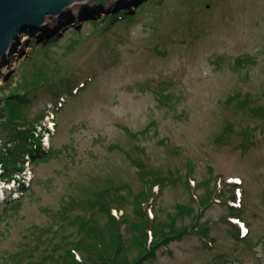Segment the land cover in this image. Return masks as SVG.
<instances>
[{
	"label": "rangeland",
	"instance_id": "374dc122",
	"mask_svg": "<svg viewBox=\"0 0 264 264\" xmlns=\"http://www.w3.org/2000/svg\"><path fill=\"white\" fill-rule=\"evenodd\" d=\"M77 12L21 34L0 67L2 162L35 149L13 137L15 123L56 124L42 141L49 152L30 158V186L0 193V264H66L73 247L101 264L89 247L115 232L107 209L123 217L130 243L150 190L143 207L155 235L197 216L203 230L142 264H264V0H90ZM6 99L22 121L1 111ZM3 171V180L18 173ZM233 213L244 238L226 219Z\"/></svg>",
	"mask_w": 264,
	"mask_h": 264
},
{
	"label": "trees",
	"instance_id": "16d2710c",
	"mask_svg": "<svg viewBox=\"0 0 264 264\" xmlns=\"http://www.w3.org/2000/svg\"><path fill=\"white\" fill-rule=\"evenodd\" d=\"M6 102L8 103V105H6L5 108L3 106L1 111L10 110L11 122H14V121L16 122L19 120L22 121V119L19 118L18 114H17L19 112V111H17V107H16L17 101L15 100V101L9 102V99H6ZM13 127H14L13 129L15 132L13 134V137L16 140L23 142L24 147L32 144V142H36L35 143L36 144L35 149L29 150L26 155H29V157H31L33 159L38 154H43V155L46 154L45 151L41 148L40 140L42 138V135L36 133V131H35L36 127L33 126V127L25 128L23 125H19L17 123H15ZM12 149L17 151L18 147L17 146H10V149H8V150H12ZM7 156H5V154H4V156L2 155V159H0V162L3 164L2 167H3L4 172L8 171L9 169H14L17 171H21L23 169L24 164L26 162L25 158L23 159V161L21 163H18L17 161H15V162H11L10 166H9L8 164H4V162L7 159ZM2 160L4 162H2ZM2 177L6 178L7 175H3ZM158 182H160V181L156 180L153 183V185L155 183H158ZM151 195H153L152 190H150L149 192H146L143 195V197L140 196L137 200V206H138L137 209L145 215V219L147 220V222L144 224V226H142V224L137 223V226L139 228L142 227L143 232H142V234H140L137 231L133 235V239H132V241H130V243H126L123 240L122 225L124 224V220L119 219L118 217L113 215V213L111 212V207H109L107 209L108 216L110 218L111 223H113L112 225L114 226L115 232L111 235V239L107 243H104L101 240L96 239L97 247H96V245H93L92 248L89 247L90 252L92 254L96 255L97 258L102 261L101 264H142L143 259L147 256L153 255V253L156 251V248L158 246L163 245L165 247H168V245L171 241L181 240L183 235H186V232L188 229L192 230L195 228L196 231L201 233V231L203 230V227H202V225L198 224L199 217L197 216L195 218L194 224H192L191 228H188V226L178 228L174 223L175 220L173 219L172 225L170 226L171 229L169 230V232H165V231L163 232L162 231L159 235H155V233L151 229V225H148L149 222L150 221L152 222L153 220L150 219V216L148 215L147 211L143 207V204L146 202L145 200H149V197ZM232 195H234V194H232ZM233 198H234V196H233ZM203 201H205V199L204 200L202 199L201 202H203ZM180 209L182 210V206H180ZM172 217L174 218V216H172ZM175 219H176V217H175ZM133 228L136 230V225H134ZM149 231H151V234H152L151 240L149 239ZM155 232L158 234L160 231H155ZM158 239H161V243L158 242ZM153 241H155V242H153ZM148 243H150L149 246H148ZM133 245H135V246L138 245V247L141 248L142 251L137 256V258L130 260L128 258V256L126 255V251L131 249V247ZM75 251H76L75 247L70 248L68 250L67 255L64 258V262L66 264H85L84 262H86V260L85 259H82V260L78 259L75 255Z\"/></svg>",
	"mask_w": 264,
	"mask_h": 264
},
{
	"label": "water",
	"instance_id": "95a60500",
	"mask_svg": "<svg viewBox=\"0 0 264 264\" xmlns=\"http://www.w3.org/2000/svg\"><path fill=\"white\" fill-rule=\"evenodd\" d=\"M74 0H0V67L7 64V51H13L21 31L30 35L36 34L37 26L43 23L46 15L62 13L65 6ZM28 28V29H27ZM58 29L51 31L56 34Z\"/></svg>",
	"mask_w": 264,
	"mask_h": 264
},
{
	"label": "bare ground",
	"instance_id": "6f19581e",
	"mask_svg": "<svg viewBox=\"0 0 264 264\" xmlns=\"http://www.w3.org/2000/svg\"><path fill=\"white\" fill-rule=\"evenodd\" d=\"M90 0H74V1H71L67 6H65L64 8V11L63 12H67V11H70V13H73L75 15H78V12L79 11V8L81 7L83 9V6L85 7V4L89 3ZM56 15H59V16H56ZM55 16L51 14L50 15H46L45 18H44V21L42 24H40L39 26L36 27V29L38 30H42V28H46L49 24H51V20H53L54 22L57 21V20H62L61 16H62V13L60 14H56ZM67 14H65L66 16ZM51 17V18H50ZM28 29V28H27ZM23 31H21V34H22ZM39 32V31H37ZM36 32V33H37ZM20 34V35H21ZM20 38V37H19ZM19 38L18 40L15 42L14 38L12 39V41L10 43H13V44H16L19 42ZM27 36L24 34L22 36V42L24 40H26ZM15 45V46H16ZM19 47V46H18ZM13 55H15V53H13L10 49L7 51V58H11ZM1 73H5V70H2ZM1 73H0V76H1Z\"/></svg>",
	"mask_w": 264,
	"mask_h": 264
}]
</instances>
